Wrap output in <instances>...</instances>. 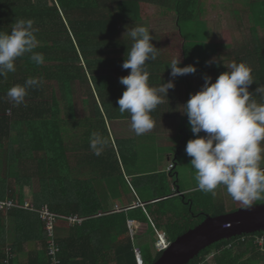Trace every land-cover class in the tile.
<instances>
[{
    "label": "trees",
    "instance_id": "1",
    "mask_svg": "<svg viewBox=\"0 0 264 264\" xmlns=\"http://www.w3.org/2000/svg\"><path fill=\"white\" fill-rule=\"evenodd\" d=\"M207 1L216 0H0V31H11L19 19H32L38 41L33 51L44 56V62L38 65L29 58L31 54H26L16 61L15 72L8 73L7 78L0 77V156L4 150L8 167L19 158L30 159L36 165L33 173H21L28 172L26 168L14 171L17 190L10 189L7 179L0 177V201L16 205L0 211V264H50L47 233L40 215L44 207L58 217L81 219L80 223L67 225L68 238L55 241L59 264H137L135 249L143 264H154L163 253L156 251L153 258L144 257L134 241L143 243L150 237L155 246L158 233L163 232L174 242L201 224L207 215L227 214L225 206L216 204L211 193L180 188L175 172L177 159L172 161L169 173L134 176L133 186L143 184L150 194L147 200L135 194L136 199L131 202L134 205L115 210L104 197L108 192L116 194L118 200L123 196L122 191L111 192L113 181L121 186L126 181L121 171L123 164L136 171V154L130 148L134 142H112L107 127L109 121L131 124L130 114L120 113L117 103L125 90L119 78L130 72L122 68L133 43L126 30L137 25L147 27L152 7L162 10V16L176 17L173 32L150 34L157 57L146 67L149 84L159 86L171 79L170 59L180 56L181 66L195 65V73L175 79V87H183L187 102L194 91V77L204 83V76L208 75L215 82L220 73L227 71L221 63L212 62V56L200 63L194 53L195 44L202 46L201 41L194 42L205 38V27L198 15ZM252 7L258 20L250 28L252 47L241 50L237 64L244 62L251 67L255 81L249 91L254 92L258 84H264V42L257 29H264V0H256ZM220 18L226 27L223 13ZM29 77L39 79L40 85L28 90L24 103L14 105L6 95L8 89L23 84ZM76 85L80 87L81 106L87 116L79 113ZM173 98L175 95L165 97L151 113L155 126L148 133L159 129L155 117H162L165 122L173 120ZM178 117L180 114L175 116ZM182 117L183 138L176 146V156L188 136V118ZM94 131L108 141L99 156L90 148ZM13 134L19 141L17 152H13ZM68 136H78L83 143L69 147L65 140ZM78 156V162L87 159L98 163L91 165L100 169L97 182L107 181L106 191L101 190L102 185L97 190L96 181L94 185L91 178L73 175L71 165ZM33 177L39 179L40 191L28 195L25 182ZM127 183L130 186L131 182ZM26 202L33 210L23 208ZM10 221L13 238L9 242ZM256 236L264 237V232L216 243L190 264H204L207 257H211L212 264H264V252L253 240ZM243 237L245 241H241ZM31 242H35L36 249L26 253L25 246Z\"/></svg>",
    "mask_w": 264,
    "mask_h": 264
},
{
    "label": "clouds",
    "instance_id": "2",
    "mask_svg": "<svg viewBox=\"0 0 264 264\" xmlns=\"http://www.w3.org/2000/svg\"><path fill=\"white\" fill-rule=\"evenodd\" d=\"M36 31L32 19H19L11 31H0V77L7 78L8 73L15 72L16 61L26 54H31L29 58L38 65L44 62V56L33 51L38 46ZM126 32L133 43L122 68L130 72L119 78L125 90L117 103L120 113L130 114L131 128L140 136L154 128L151 113L168 98L175 79L195 73L196 67L181 66L177 56L169 64L171 79L152 86L146 65L156 59L157 48L151 42L150 30L137 25ZM226 67L227 71L220 73L215 82L205 75L200 90L190 94L182 105L181 112L187 116L194 136L187 141L185 152L196 171L198 190L215 195V190L223 185L233 200L251 208L255 201L264 200V84L249 91L255 81L251 67L244 62ZM40 83L39 79L29 77L23 84L10 87L6 95L14 105H20L28 90ZM256 96L261 102H257ZM201 132L205 134L199 135ZM107 143L101 133H91L90 148L95 155L99 156Z\"/></svg>",
    "mask_w": 264,
    "mask_h": 264
},
{
    "label": "rangeland",
    "instance_id": "3",
    "mask_svg": "<svg viewBox=\"0 0 264 264\" xmlns=\"http://www.w3.org/2000/svg\"><path fill=\"white\" fill-rule=\"evenodd\" d=\"M255 1L256 0H216L211 2L207 1L204 3L205 14L202 16L198 15V21H200L201 24H203V26L205 27V38H203V40H199L200 38H197L198 40L194 42L197 43L201 41L200 43L202 45L200 46L195 44L194 46L196 47L194 49V53L198 62L204 63L208 60L209 57L211 58L212 56V62H219L226 67V65L237 63V56L240 54L241 50H243L244 48L252 47L250 44V28H253V24L255 20H257V16L252 13L253 7H250L252 3H255ZM159 11L160 9L156 7H152L150 10L151 20L147 22V28L150 30V34L152 36L169 33L176 30V17L171 15L159 16ZM220 13H223L225 16L226 27H224L221 22ZM158 18H161V20H158ZM257 29L259 39L263 40L264 42V29ZM192 82L195 93L196 91L200 90L203 83L199 77H194ZM177 87L179 89L180 86L177 85ZM75 90L77 92L76 100L77 104L79 105V113L82 116H87V111H85L83 106H81V95L79 85L75 86ZM180 97L182 98L183 94H181ZM181 109L183 110V107H181ZM183 115L185 116V114ZM175 125L176 122H170V124L161 126L158 130H154L156 137L155 140L157 141L147 140L143 143V140L141 139L142 143L140 142V145L133 143V145L130 146V148H132L133 152L136 154L135 167L140 168V174L135 176L143 177L148 173L154 172L169 173V167L171 163L168 160L167 155L170 152H174V146H179L183 138L182 136L179 137L177 135H174L173 128ZM109 132L112 142H114L115 140H122L128 138H133L131 140L133 142H137L138 137L131 128L130 124H121L120 122L114 124L111 123L109 127ZM187 134L188 136H186L185 145L184 147H182L181 153L177 156L175 172L178 174V179L176 180L179 182L180 188L183 190H188L189 192H193L195 190H199L197 188V182L195 180L196 171L190 164L191 158L188 157L185 152L187 141L191 138H194L189 125L187 129ZM204 134L205 133L201 132L199 135ZM172 143L174 144L172 145ZM262 146H264V142H262ZM175 154L176 153H174L173 156H175ZM3 165L4 170L6 169V165L4 163ZM96 168H98V166ZM96 168L93 169L91 173L95 174V176L101 175V172ZM131 169L132 168L126 164H123L121 166L122 174L124 176L130 177L127 180L131 182V188L126 181H124V185L122 186L113 181V191H111H119V193H121L120 191H122V195L124 196V198L127 196L128 201L126 203L117 202L120 200H118L116 194L113 195V193L108 192L107 197L109 198L112 206L113 204H119L120 207L124 206L122 208L130 206V202H132L131 200L136 199L135 194L138 196V198H141L143 200H147L150 197L148 190L144 189L143 184L133 186L134 176H129ZM35 189H38L37 184L35 186ZM215 193V195H213L212 193L211 194L216 204L224 205L227 214L245 208L240 202L233 200V198L227 193V190L223 185L219 186L215 190ZM124 198L121 199L124 201ZM253 204H264V200L255 201ZM131 237H133V235ZM144 241L147 242L142 243L141 241L137 240L134 241V244L135 246L137 245V247L140 249L142 256L153 258L157 252L153 242L151 241V238H145ZM135 251H137V249H135ZM210 258L211 257H207L205 259L204 264H212Z\"/></svg>",
    "mask_w": 264,
    "mask_h": 264
},
{
    "label": "crops",
    "instance_id": "4",
    "mask_svg": "<svg viewBox=\"0 0 264 264\" xmlns=\"http://www.w3.org/2000/svg\"><path fill=\"white\" fill-rule=\"evenodd\" d=\"M162 13H163V11L160 10L158 12L159 16L162 15ZM204 14H205L204 9L203 10L202 9L199 10V15L202 16ZM156 20H157V18H156ZM158 20H161V18H158ZM193 93H194V91H193ZM181 94H183V97L182 98L180 97ZM168 95H173V96L175 95V98H173L174 99V105L172 107L173 110H174L173 111V114H175V113H176V115L177 114L178 115L180 114V117L175 118L176 115L173 116V120L171 121V123L176 122V125L173 128V133H174V135H177V136L181 137L182 134H183V132L180 131V127L182 125L181 123H182V119H183V117H182L183 114L181 112L182 111L181 107H183L182 105L186 103L185 92H184L183 87L180 86L179 89H178V87L176 86L173 89H169ZM256 100H257V102H261V99L260 98H258ZM155 119H157V122H158V125L157 126H159V127L170 124V121L169 122H165V121L161 120L162 117H160V118L155 117ZM117 122H119V121H109L107 123L108 132H109L110 124L111 123L114 124V123H117ZM120 123L121 124H124L125 123L127 125L130 124L129 122H120ZM109 134H110V132H109ZM137 137H138L137 138V142H134V143L139 144V145H140V142L142 140H143V143H144V141H147V140H155L156 139L155 133L152 134V133H148V132L145 133V134H143V135L137 136ZM128 139H133V138H128ZM65 140H66V145H69V147L73 143L74 144H78V143L79 144H82L83 143V141L80 140L78 138V136H68V137H66ZM155 141H157V140H155ZM12 142H13V150H14L13 152H17L19 150V147L20 146H19V141L17 140L15 134H13V140H12ZM173 144L174 143H172V145ZM174 153H176V146H174V152H170L167 155L168 160L170 161V163H172V161L174 159H177V156H176L177 154H175V156H176L175 157V156H173ZM6 156L7 155L4 152V150H3L1 152V156H0V177H3V178H6L7 179L8 185H9V188L10 189L17 190V184H16V175L17 174H15L14 171H18V170L19 171H23L26 168L29 171L28 172L23 171L21 173H23V174L33 173L36 170V165H34L30 159L27 160L25 158H19L18 161L12 162V164L14 163L13 166L11 165L10 167H8L7 160H6ZM78 159H79V156L77 158H75V162H73V164L71 165L72 171H73V175H75L76 177L77 176L78 177H81V178H91V181H92V183L94 185H95V181H96V185H97L96 188H97V190H100V186L99 185H102V189L101 190L106 191L107 190V185H106L107 184V181L102 180L101 181V184H100L99 182H97V176H95V174L91 173L92 170L97 167V166H93L91 164L97 165L98 163H96V164L94 162L90 163V162L87 161V159H83L82 161L78 162ZM3 163L6 165L5 167H6L7 170L6 169L3 170V166H4ZM96 169H98L100 171L99 168H96ZM139 172H140V168H137L136 167V171L131 170L129 176L139 175L140 174ZM126 178L129 179L130 177L126 176ZM25 184L27 186V190L26 191H27V194L28 195H34V194H36V193H38L40 191V181H39V179L37 177H33L29 182H25ZM36 184L38 185V189L37 190L35 189ZM177 191H179V189ZM186 192H188V190H186ZM104 197L106 198V201L107 202L108 201L110 202V200H109V198L107 196H104ZM121 198H124V196H122ZM121 198H120V203L121 202L122 203H126L128 201V197L127 196L124 198L126 201L125 200L123 201ZM133 200L134 199H132L131 201H133ZM110 204H111V202H110ZM130 205H134V202L133 203L130 202ZM111 206H112V204H111ZM115 207L120 208L119 205H114L113 204V208L114 209H115ZM122 207H124V206H122ZM12 224H13V222L10 221L9 222V230H10V235H9V239L10 240H9V242L12 241V238H13V234H12V231H11ZM129 224H130L129 226L132 225V223H129ZM55 232H56L57 238L59 240H63V239H66V238L69 237L70 229H69V227L67 226L66 223L59 222V223H57ZM34 249H36L35 242L34 243L33 242L28 243L25 246L26 253H28V252H30L31 250H34Z\"/></svg>",
    "mask_w": 264,
    "mask_h": 264
},
{
    "label": "water",
    "instance_id": "5",
    "mask_svg": "<svg viewBox=\"0 0 264 264\" xmlns=\"http://www.w3.org/2000/svg\"><path fill=\"white\" fill-rule=\"evenodd\" d=\"M130 225V224H129ZM264 232V204L206 219L172 242L154 264H190L202 251L224 240Z\"/></svg>",
    "mask_w": 264,
    "mask_h": 264
},
{
    "label": "built area",
    "instance_id": "6",
    "mask_svg": "<svg viewBox=\"0 0 264 264\" xmlns=\"http://www.w3.org/2000/svg\"><path fill=\"white\" fill-rule=\"evenodd\" d=\"M173 169V165L170 166V170ZM16 205L12 201H0V211H7L10 209L15 208ZM24 209H30L33 210V206L29 203L26 202L24 204ZM41 218L45 224V230L47 233V243H48V255L50 258V264H59L58 260V252L59 248L56 245L55 241L57 240L56 236V226L59 221L66 223L67 225H74L75 223H80L81 219L77 216H70V217H61L54 215L50 212V210L47 207L42 208L40 211ZM159 234V241L156 244L157 251L159 253H164L167 251L170 246L171 242L168 239L167 235L158 233ZM246 238H242L241 241H245ZM254 243L260 247L261 251L264 252V237H253ZM232 245H229L228 247H231ZM136 259H137V264H143L141 262L140 257H139V252L136 251Z\"/></svg>",
    "mask_w": 264,
    "mask_h": 264
}]
</instances>
